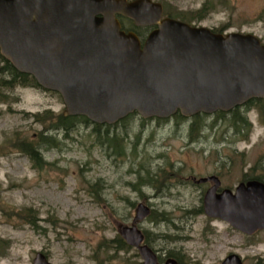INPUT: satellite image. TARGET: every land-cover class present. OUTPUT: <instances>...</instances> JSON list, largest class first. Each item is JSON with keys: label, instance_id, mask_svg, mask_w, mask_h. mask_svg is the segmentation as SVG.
Instances as JSON below:
<instances>
[{"label": "rangeland", "instance_id": "obj_1", "mask_svg": "<svg viewBox=\"0 0 264 264\" xmlns=\"http://www.w3.org/2000/svg\"><path fill=\"white\" fill-rule=\"evenodd\" d=\"M152 1L199 17L191 24L250 33L264 43V0ZM0 93L6 97L0 98V264H33L37 252L52 264H141L135 248L114 242L140 202L151 212L136 224L160 262L221 264L235 253L242 264H264V230L248 236L207 217L202 196L211 184L191 180L217 175L222 188L234 189L245 173L264 179L263 99L245 112L249 131L236 133L228 117L212 114L190 140V121L174 117L141 121L135 115L107 131L86 123L52 131L45 127L64 110L57 92L15 84ZM45 112L42 122L34 116ZM42 131L57 140L39 146L37 168L12 143H35ZM107 135L121 138L122 154Z\"/></svg>", "mask_w": 264, "mask_h": 264}, {"label": "water", "instance_id": "obj_2", "mask_svg": "<svg viewBox=\"0 0 264 264\" xmlns=\"http://www.w3.org/2000/svg\"><path fill=\"white\" fill-rule=\"evenodd\" d=\"M118 16L137 27L154 26L141 42L121 28ZM0 54L37 84L57 92L63 116H84L112 125L129 114L143 119L176 113L227 112L264 99V44L249 33H216L203 26L162 17L152 0H0ZM202 197L207 217L251 235L264 230V182L220 187L215 175ZM150 214L138 203L130 225L118 233L135 247L141 264L163 263L143 243L137 222ZM33 264H52L37 252ZM221 264H241L235 254Z\"/></svg>", "mask_w": 264, "mask_h": 264}, {"label": "trees", "instance_id": "obj_3", "mask_svg": "<svg viewBox=\"0 0 264 264\" xmlns=\"http://www.w3.org/2000/svg\"><path fill=\"white\" fill-rule=\"evenodd\" d=\"M203 8H205V5H203ZM163 13L166 16L185 21L189 24H191L193 18H199V17H193V16L186 17L185 13H183L182 11H180V12L177 11L176 13H173V12L171 13V12L167 11V9H163ZM120 19L122 21L123 20L128 21L129 26H131L129 28H126L124 26V24H122V27L125 30L135 31L143 39V37L145 35V30L147 28L135 27L131 20L126 19V18H122V17H120ZM213 31L221 32L220 30H217V29H215ZM0 60L3 62V64L0 66V87L8 88V87L13 86L15 84L32 85V86L38 87L35 79L31 75L18 72L1 55H0ZM0 98H2V100L6 99V97L2 93H0ZM259 100L260 99L250 100V101L246 102L244 105L237 106L228 112L218 111V112L214 113V116L216 118L228 117V121L230 122V126L234 129V131L236 133H240L242 130H245V132L249 131V122L246 118L245 112L248 110V107L253 102H255V101L259 102ZM47 113L48 112H45V115L36 114L34 116L37 118L38 121L42 122V120L45 119V116ZM135 115H136L135 113L130 114L127 117L121 119L116 124L126 123L130 119H132ZM172 117H174L180 121H188V120L190 121L188 126H187V136L190 140H194L199 134V128L205 125V122H206L208 115L199 113V114L194 115L192 118L187 119V118L182 117L179 113H176ZM155 119L158 121H167V119H159V118H155ZM141 121H144V119H141ZM77 123L91 124L93 126V131H96V132H98L102 126H105L106 131H107V127H109V125L93 124L84 116H63L62 114H59L48 125V127H45V128H48L49 130H52V131H54V130L59 131V129H62V131H66V130H69L70 128H72L73 125L77 124ZM120 139L121 138L118 137L117 135H111V136L107 135V140L109 142H112L113 144L114 143L116 144L117 154H122V147L119 144ZM56 140H57L56 137L48 135V134H44V132L42 131L38 134L37 140L35 141V143H33L29 140H25V139H17V141H14L12 143V145L14 147L19 148L20 152L27 155L29 157V159H31L33 161L34 165H36L35 167L40 168L42 166V158H41V153L39 152V146H42V145L53 146V145H55ZM249 179H256V180L264 182V179L262 177L253 176V175L251 176V175H248L247 173H245L242 177L243 181L249 180ZM29 223L34 225L35 224L34 219H29ZM146 241L148 242L147 238H146ZM114 242L118 243L119 246H122L125 244L124 240L118 236L116 237V240Z\"/></svg>", "mask_w": 264, "mask_h": 264}, {"label": "flooded vegetation", "instance_id": "obj_4", "mask_svg": "<svg viewBox=\"0 0 264 264\" xmlns=\"http://www.w3.org/2000/svg\"><path fill=\"white\" fill-rule=\"evenodd\" d=\"M228 255H229V254H228ZM228 255H226V256L224 257V259H223V260H225V258H226ZM223 260H222V261H223ZM241 260H242V259H241ZM221 263H222V262H221Z\"/></svg>", "mask_w": 264, "mask_h": 264}]
</instances>
